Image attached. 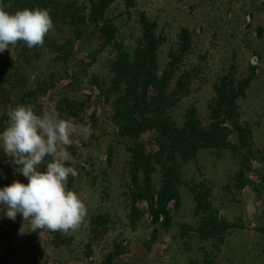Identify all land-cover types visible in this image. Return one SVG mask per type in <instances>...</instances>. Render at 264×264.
<instances>
[{
	"label": "rangeland",
	"instance_id": "rangeland-1",
	"mask_svg": "<svg viewBox=\"0 0 264 264\" xmlns=\"http://www.w3.org/2000/svg\"><path fill=\"white\" fill-rule=\"evenodd\" d=\"M77 1L87 9L90 0ZM141 15L155 22L156 34L163 37L156 53L158 73L171 69L170 85L180 78L187 81L188 94L173 111L176 119L194 109L206 123L215 84L225 77L242 86L249 78L237 102L241 119L251 131L248 169L244 171L240 157L230 151H201L182 164L178 201L167 205V224L162 218L152 220L145 200L135 202L133 213L128 142L117 136L110 101L101 90L111 78L114 47L99 48L98 33L92 26H86L87 32L72 42L71 56L63 65H55L49 51L41 59L25 58L19 55V47L10 46L0 53V66L9 57L24 68L30 85L39 82L38 114L50 103L58 106L63 98L75 101V116L60 112L77 127L68 150L77 161L74 167L78 176H70L67 186L86 204L89 223L67 236L38 230V262L264 264V0H132L131 7L126 0H117L107 8L104 19L114 26V41L129 53L139 43ZM182 29L189 33V47L170 66V55L179 53ZM53 33L60 40L69 36L64 27ZM51 84L53 88L42 94ZM8 113L0 106V119L3 117L6 126ZM86 124L94 129L87 142L78 134L79 126ZM141 142L155 149L153 134L142 136ZM0 150L11 162L2 147ZM158 180L155 173L153 186L157 187ZM193 189L210 204L214 216L229 224L222 240H202L194 233L197 217ZM17 221V229L0 242V254L9 255V264H23L24 255L31 252L27 248L34 232L20 214Z\"/></svg>",
	"mask_w": 264,
	"mask_h": 264
},
{
	"label": "trees",
	"instance_id": "trees-1",
	"mask_svg": "<svg viewBox=\"0 0 264 264\" xmlns=\"http://www.w3.org/2000/svg\"><path fill=\"white\" fill-rule=\"evenodd\" d=\"M116 1L90 0L86 9L77 0H4L5 4L10 5L7 10L11 12L35 7L50 9L54 28L46 35L44 46L29 49L22 42L14 46L19 47V55L25 58L41 59L44 52L49 51L54 55L52 60L55 65L65 64L71 56L72 42L87 32L86 26L96 28L99 48L114 47L111 78L101 90L110 101L111 122L116 127L117 136L128 142L130 208L134 213L135 202L145 200L152 220L156 222L162 218L167 224V205L170 201H178L182 164L196 157L199 152L230 151L240 157L242 169H248L246 163L251 152V131L241 119L237 102L243 96L249 78L243 81L242 86L225 77L215 84V97L209 105L206 123H202L194 109L184 111L179 120L176 119L173 111L188 94L187 81L180 78L170 85L171 69L163 74L158 73L156 53L163 37L156 34L155 22L145 16H140L141 35L131 53L114 41V26L105 21L104 15ZM126 3L128 7L132 6V0H126ZM61 27L68 30L69 36L60 40L55 38L53 31L59 33ZM179 39V53L170 55V66L178 62L189 47L190 37L186 29L180 31ZM17 64L16 60L8 57L0 66V106L5 112H10L19 104H31L36 108L40 84L33 81L30 85L24 68ZM2 84H8V87ZM52 88V84L44 87L42 94ZM57 109L59 112L69 111L68 116H75V101L73 98H63ZM4 122L1 117L0 132L6 127ZM149 133L153 134L154 150L141 142V137ZM231 138H234V142ZM11 163L0 150V188L14 180L25 184L28 182L16 171L19 166ZM155 173L159 174L157 187L152 184ZM192 196L197 217L194 233L202 240H222L223 234L230 228L229 224L214 216L210 204L204 202L201 195L194 193ZM5 211H0V242L18 227L17 217L14 221L10 220ZM37 239V233H32L27 248L31 252L24 255L23 264H39V251L35 244ZM0 264H9V255L0 254Z\"/></svg>",
	"mask_w": 264,
	"mask_h": 264
},
{
	"label": "clouds",
	"instance_id": "clouds-1",
	"mask_svg": "<svg viewBox=\"0 0 264 264\" xmlns=\"http://www.w3.org/2000/svg\"><path fill=\"white\" fill-rule=\"evenodd\" d=\"M9 7L0 0V53L20 42L29 49L43 47L46 35L54 28L50 9L11 12ZM8 117L7 126L0 132V147L28 182L14 180L0 188V211L6 210L5 215L13 221L20 214L29 222L30 232L47 229L67 236L87 227V206L67 186L70 176H78L74 167L77 161L68 150L77 132L74 122L62 117L55 103L46 105L39 114L33 105L19 104ZM93 133L90 124L79 126L83 141Z\"/></svg>",
	"mask_w": 264,
	"mask_h": 264
}]
</instances>
